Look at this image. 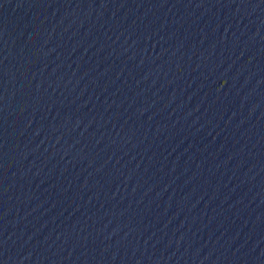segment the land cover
<instances>
[{
  "label": "water",
  "instance_id": "obj_1",
  "mask_svg": "<svg viewBox=\"0 0 264 264\" xmlns=\"http://www.w3.org/2000/svg\"><path fill=\"white\" fill-rule=\"evenodd\" d=\"M0 264H264V0H0Z\"/></svg>",
  "mask_w": 264,
  "mask_h": 264
}]
</instances>
